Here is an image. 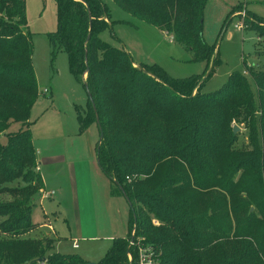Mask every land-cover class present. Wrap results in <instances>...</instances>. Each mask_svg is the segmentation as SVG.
<instances>
[{
    "label": "trees",
    "instance_id": "16d2710c",
    "mask_svg": "<svg viewBox=\"0 0 264 264\" xmlns=\"http://www.w3.org/2000/svg\"><path fill=\"white\" fill-rule=\"evenodd\" d=\"M112 1L170 34L211 75L215 46L202 36L209 0ZM54 3L56 29L47 35L51 54L66 55L70 73L81 78L94 105L87 98L86 109L78 111L80 132L97 126L98 139L102 135L95 146L97 166L109 180L110 194L131 204L127 235L114 239L97 264H135L132 232L134 240L153 248L158 264H242L238 255L225 258L239 244L264 264V66L244 63L256 93L237 72L217 91L200 93L201 77L173 79L156 65L135 67L123 49L104 42L100 34L111 22L101 0ZM24 12V0H0V195L13 200H0V232L11 238H0V264H37L34 258L46 254L43 264H86L74 256L57 258L50 237L42 238L43 250L40 239L23 237L37 228L30 217L43 189L29 130L39 91ZM231 121L247 129L241 147ZM12 124L20 127L10 131ZM153 219L161 225L152 226Z\"/></svg>",
    "mask_w": 264,
    "mask_h": 264
},
{
    "label": "rangeland",
    "instance_id": "374dc122",
    "mask_svg": "<svg viewBox=\"0 0 264 264\" xmlns=\"http://www.w3.org/2000/svg\"><path fill=\"white\" fill-rule=\"evenodd\" d=\"M101 2L107 8L111 29L103 31L100 38L114 48L123 49L134 62L140 63L135 64V67L142 64L156 65L173 79L201 77L199 92L204 94L217 91L233 72H237L247 78L251 90L256 93L244 63L248 66H264V56L260 54L264 51V35L261 34L264 22H259L250 15L264 18V0H210L206 3L203 9L202 36L209 45L215 46L217 56L210 76L207 75L210 69L206 70L205 63L192 61V54L177 44L170 34L135 19L112 0ZM24 9L32 45L31 64L39 91V97L29 113L30 137L35 161L39 164L37 169L44 178L45 188L56 192L55 196L44 198L41 202L36 201L30 221L35 226H51L53 232L50 236L55 240L53 253L59 256L57 258L74 256L86 264H97L111 247L112 241L126 234L129 208L123 197L106 193V183L109 181L100 171L95 158L97 126L92 124L80 132L77 114L87 106V95L81 78L76 79L70 73L67 57L63 52L51 54L47 35L56 29L54 0H24ZM245 19L251 24L249 28H246ZM239 23H243L241 30L235 28ZM255 25L259 27L261 40L257 38ZM83 79H86V75H83ZM44 89L48 93L42 94ZM194 94L195 90L192 96ZM233 126L239 128L236 146L241 147L246 142L247 129L244 124L231 121L230 127ZM18 127V124H12L10 131H16ZM57 155H62V158L57 159ZM45 157H50L47 163L43 162L42 158ZM68 157L83 165L80 167L81 176L86 175L85 163L90 169L91 197L89 199L88 189H85L84 184L79 190L83 208L78 217L67 188L68 170L63 165V159ZM36 187L33 180L32 188ZM39 192L43 193V190L39 189ZM0 198L3 203L13 201L6 193L1 194ZM242 198L245 199L244 196ZM87 203L89 207L86 206ZM253 210L252 205L248 206L249 212ZM150 223L155 227L161 225L155 219ZM229 226L231 229L236 227L232 216ZM23 237L41 241L42 238L49 237V230L46 226L40 227ZM131 237H134L133 232ZM0 238L11 239L8 234L1 232ZM74 240L76 248L72 247ZM44 242L41 241L42 250ZM243 248L240 244L231 247L232 253L225 258L234 259L238 255L237 262L260 264L259 260L250 259ZM48 256L46 254L44 258H49ZM38 257L34 258L37 264L46 261L43 257ZM127 260L129 261L128 257Z\"/></svg>",
    "mask_w": 264,
    "mask_h": 264
},
{
    "label": "crops",
    "instance_id": "0c3cea01",
    "mask_svg": "<svg viewBox=\"0 0 264 264\" xmlns=\"http://www.w3.org/2000/svg\"><path fill=\"white\" fill-rule=\"evenodd\" d=\"M210 1V0H209ZM240 13H242V12H240ZM105 21H107V20H105ZM108 23V22H107ZM160 31V30H159ZM230 37V36H229ZM173 40V39H172ZM130 57V56H129ZM132 60V59H131ZM132 62H133V65H135V64H140V63H136V62H134L133 60H132ZM138 65H136V66H138ZM69 156H71V155H69ZM57 159H59V158H62V155H57V157H56ZM96 158V157H95ZM43 159V162H48L49 160H50V157H45V158H42ZM41 161L42 160H40V163H41ZM37 165H39L38 163H36ZM63 165H66V168H67V176H68V178H69V185H68V189L70 190V198L73 200L72 201V203L74 204V206H75V209L77 210V215H76V217H78L79 215H80V210H81V208H83L82 206H83V204H80V195H79V190L81 189V188H83V186H84V184L86 185V186H84L85 187V189H88V197H89V191H91L92 192V184H91V182H90V179H91V176H90V174H89V172H90V169H89V167H87L86 166V163L84 164V168H85V171H86V175L85 174H83L82 176L80 175V167L81 166H83V165H81V164H79V163H77V161H76V159L74 160H72V158H70V157H68V158H64L63 159ZM47 168V167H46ZM37 171H38V169H37ZM38 173H39V175H40V177H41V180H42V184H43V193H41V197L39 198V200H38V202H41V200H43L44 198H49V197H52V196H55L56 195V192H55V190H52L51 188H45L46 186H45V181H44V178H42V175L40 174V171H38ZM84 178V179H81V178ZM109 181V180H108ZM79 182H80V184H79ZM109 183H106V186L108 187V189L106 188V193H108L110 196H112L111 194H110V190H111V187H110V185H108ZM48 193H53V195H51V196H47V197H45V195L46 194H48ZM91 197V196H90ZM90 197H89V199H90ZM91 201V200H90ZM127 204V203H126ZM90 205H91V203H90ZM86 206L87 207H89V203H87L86 204ZM127 207H128V205H127ZM129 208V207H128ZM129 213V212H128ZM127 219H128V217H127ZM45 226H46V228L49 230V237L50 238H52L51 236H50V234H52V232H53V230H52V228H51V226H49V225H46V224H42V225H40V226H37V228H35L34 230H36V229H38V228H40V227H42V228H45ZM126 228H127V220H126ZM33 230V231H34ZM47 234V233H46ZM127 235V231H126V234L124 235V237ZM124 237H119V238H124ZM52 239H54V238H52ZM75 241V240H74ZM73 243V242H72Z\"/></svg>",
    "mask_w": 264,
    "mask_h": 264
},
{
    "label": "built area",
    "instance_id": "2783aa9c",
    "mask_svg": "<svg viewBox=\"0 0 264 264\" xmlns=\"http://www.w3.org/2000/svg\"><path fill=\"white\" fill-rule=\"evenodd\" d=\"M241 14L244 16L243 13ZM242 24L243 23H239L235 28L237 30H241L243 28ZM41 93L46 94L48 92L44 89ZM51 195H53V193H48L45 195V197ZM129 246L132 247L136 252L135 264H158L157 255L155 254L153 248L148 245H144L143 239H136V240L132 239L129 241ZM72 247L73 248L77 247L76 241H73ZM127 257L129 261H131L132 256L130 253L127 254Z\"/></svg>",
    "mask_w": 264,
    "mask_h": 264
},
{
    "label": "water",
    "instance_id": "95a60500",
    "mask_svg": "<svg viewBox=\"0 0 264 264\" xmlns=\"http://www.w3.org/2000/svg\"><path fill=\"white\" fill-rule=\"evenodd\" d=\"M87 40H88V37H87ZM137 67H139V66H137ZM86 73H87V71H85L84 75H86ZM84 89H85V92H86L87 98H88L89 102L91 103V105H92V107H93V109H94V105L92 104L91 95H90V93H89L88 88H87L86 85H84ZM96 123H97V122H96ZM238 131H239V128H238L237 126H233V128H232V132H233V134H236ZM101 137H102V135L99 136V139H98L99 142H100V140H101ZM124 199H125V201H126L128 207H130L131 204L129 203V201L127 200V198H124ZM132 239H133V237H131V240H132ZM87 264H93V263H87Z\"/></svg>",
    "mask_w": 264,
    "mask_h": 264
}]
</instances>
